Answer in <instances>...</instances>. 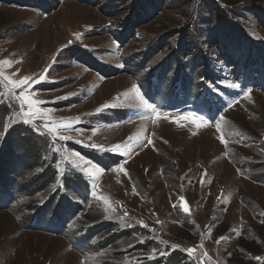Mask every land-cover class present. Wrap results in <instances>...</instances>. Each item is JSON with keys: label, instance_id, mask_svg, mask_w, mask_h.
Listing matches in <instances>:
<instances>
[{"label": "rangeland", "instance_id": "374dc122", "mask_svg": "<svg viewBox=\"0 0 264 264\" xmlns=\"http://www.w3.org/2000/svg\"><path fill=\"white\" fill-rule=\"evenodd\" d=\"M137 1L0 0V202L13 186H47L21 189L0 210V264H264V91L230 87L233 68L221 60L245 56L243 40L264 50V0H166L150 17L157 4L147 5L132 37L125 20ZM185 11L189 39L149 55L159 35L183 28ZM4 76L30 79L14 87ZM201 83L207 96L189 91ZM24 94L36 102L31 116ZM55 192L69 202L61 222L78 209L70 230L107 222L91 250L53 234L62 223L50 215L45 231L25 226Z\"/></svg>", "mask_w": 264, "mask_h": 264}, {"label": "trees", "instance_id": "16d2710c", "mask_svg": "<svg viewBox=\"0 0 264 264\" xmlns=\"http://www.w3.org/2000/svg\"><path fill=\"white\" fill-rule=\"evenodd\" d=\"M121 3L123 2H130L133 0H120ZM160 1V2H159ZM166 0H138V4L135 6L136 10H133V13L130 15L129 19H126V23H127V30L130 34V32H132V37L135 36V26H138V20L139 22L143 21V19H141V15H144V8L147 7V5L151 8L153 6H156L155 11H151L149 8L148 10H150V16H154V14L158 11L161 12L160 9L164 6ZM204 3L208 4L213 2L214 5L219 6L221 8V6L219 5V2H217V0H204ZM208 6V5H207ZM218 7V8H219ZM134 8V6H132V9ZM258 14H263L264 11H257ZM184 13H187V15L184 17V23H183V28L178 29V28H174V29H167L166 32L164 33V35L161 37V35L158 36L157 40L154 42V44L152 45V47H149V55L153 54L154 52H156L157 50L161 49V47H163L164 45H166L172 38H174V36H178V39H180L181 41H183V37H188L185 40H188L190 37V29H193L191 26L193 24V19L191 20V13L190 11H185ZM225 13V10L224 12ZM253 14H256L255 12H252ZM257 16L259 18H261V20H263L264 18L260 15ZM226 15V14H225ZM230 14H228L226 16V23L231 27L232 26V19L229 17ZM147 18V17H146ZM145 21V20H144ZM124 21L122 22V25H124ZM197 26V25H196ZM124 29V28H122ZM124 33V32H123ZM192 40L194 39L196 42H194V44L196 45L199 38H191ZM216 41V39L214 40ZM244 43L246 44L247 48H248V53L243 56V57H238V62L235 58L234 55H226V53H221L222 57L221 60L225 63V66L227 67H231L233 68L232 71H230V73L233 75L234 80L237 84H239L241 87L245 88V87H256L260 90L264 91V50L257 52L256 47L254 45H251L250 43H247L245 40H243ZM220 42L219 40L216 42L215 45H217V43ZM182 49V48H181ZM186 50H188V46L186 45L185 47ZM180 51V50H179ZM179 51H174L175 54H177ZM150 60L151 57L148 56L146 60ZM179 60V59H178ZM169 61H165L164 64H162L160 66L161 69H165L167 63ZM204 62V68L207 71L209 65L207 64L206 60L203 59L202 63ZM201 63V65H202ZM179 69H181L180 71H178V75H182V73H184V69H182V67H180ZM161 71V70H160ZM203 73V78L204 80H206V76L207 72H202ZM201 73V74H202ZM257 73V78H254V76ZM208 80L213 81L214 77L213 76H209ZM182 83L180 84V87ZM204 85L201 83L198 86L191 84L189 91L196 89L199 92H203V96H207L208 92L205 90H203ZM174 89H177L176 86H174ZM185 91L187 89H184ZM46 182L43 183L42 186L37 187V189L33 188L32 185L33 183H27L25 186L19 185L18 189L15 188L14 186L12 187V192L10 195V198L7 197H3L1 198V202L0 204L2 205V208H0V210L2 209H9L14 202H11V199L14 198L15 200L18 199V195L21 192V189L25 192H21L23 195H27L25 194L26 192L28 194H30L31 196H34L38 193L41 192H45L47 186H45ZM23 187V188H22ZM20 198V197H19ZM4 200V203H3ZM56 203V208L53 207V204ZM4 205V206H3ZM69 205V202L66 200L65 197H58L57 192H55L53 195H51L47 201L44 203V205H42L39 209H35V212L28 215L26 217V225L28 229L30 230H42L45 231L42 227V221L45 218L49 219H54L59 223H62V225H60L59 230L56 231L53 234H56V236H64L66 237V239L72 244V246L74 247H80L83 250H91V246L88 247L89 242L91 243V241L97 237L98 235L102 234L103 232H105L106 230H108V224L107 222H102V223H96L93 224L92 226H89L88 228H85L84 230H82L81 234H79L77 231H73L70 230L68 228V226L70 225V223L72 222V220H74V218L77 215L78 209L76 208L75 212L70 213V219L66 220L65 222H61V218H63V215L66 213L65 211V207ZM61 212V215H60ZM25 220V218H24ZM47 233H52L49 231H46ZM115 236H118L117 233L111 234L109 236H106L105 238H103L102 240L98 241L95 243V247L98 248L99 250L102 248H106L108 246H110L112 243L116 242ZM80 248L77 250H80ZM251 246L248 244V246H246V249L248 250V252L253 253L254 250L250 249Z\"/></svg>", "mask_w": 264, "mask_h": 264}, {"label": "snow or ice", "instance_id": "6c2138e0", "mask_svg": "<svg viewBox=\"0 0 264 264\" xmlns=\"http://www.w3.org/2000/svg\"><path fill=\"white\" fill-rule=\"evenodd\" d=\"M0 63H8V62H7V61H4V62H0ZM3 78H4L5 80H7L10 84H12L14 87H21V86H23V85H27V84H28V81H29V79H30V78H27V77H26V78H24L23 80L17 82V81L11 80V79H10L9 77H7V76H4ZM43 78H44V77H41V79H43ZM229 86H230V87H233V88H239V87H240L239 84H230ZM134 87H135V86H134ZM249 91H251V90L249 89ZM11 98H13V99H17V98H19V97L17 96L16 93H12V97H11ZM22 98H23V100H24V103L27 104V105L29 106V111L26 112L25 115H27V116H31V115H32L31 108L33 107V105H34L36 102L30 100V99L28 98L27 94H24ZM141 103L143 104V107H144L146 110H149L150 112L155 113V114H156V117L159 118V116H160V112H159V110H158V108H157V106H156L155 104L149 103V102H148L147 100H145V99H142V100H141ZM229 107H231V104H229ZM198 119L203 120V117H199ZM220 119H224V117H223V116H220ZM22 122L25 123V124H29V125H31V124L33 123V120H30V119H23ZM203 122H204V124H207V123H208L207 120H203ZM43 127L46 128V129L48 130V132H53V133H55V132L57 131V127H66V126H65V125L53 126V125H49L48 123H44ZM216 127H217V129L219 130L220 125H219L218 122H217V124H216ZM34 130L37 131L40 135H45V136L47 135V133H45V132H39V126H37ZM51 139H52L53 142H55L57 139H59V140H66V139H69V137H65V136H59V137H57V136L53 135V136L51 137ZM222 140H223V137H222ZM148 143H151V140H149ZM93 146L95 147V145H93ZM118 147H119V146H117V148H118ZM121 170L123 171L122 166H121ZM92 195H93L94 197L97 196L96 191H93ZM183 208H184V211H185V212L188 211V206H187V204H184V205H183ZM221 239H223V238H221ZM173 247H176V246H173ZM188 252L191 254V253L193 252V249H188Z\"/></svg>", "mask_w": 264, "mask_h": 264}]
</instances>
